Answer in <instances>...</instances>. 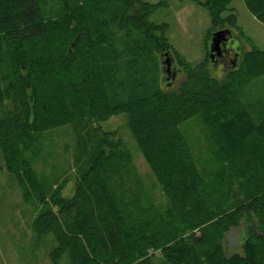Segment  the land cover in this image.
Instances as JSON below:
<instances>
[{
    "label": "trees",
    "instance_id": "1",
    "mask_svg": "<svg viewBox=\"0 0 264 264\" xmlns=\"http://www.w3.org/2000/svg\"><path fill=\"white\" fill-rule=\"evenodd\" d=\"M192 1L213 24L206 59L177 60L186 79L169 92L161 58L175 51L167 27L150 21L164 3L0 0V155L24 201L44 208L35 227L55 239L52 264H264V101L250 94L242 100L264 77V50L243 53L237 68L215 78L213 34L228 28L244 38L230 9L235 0ZM243 1L264 24V0ZM52 2L62 9L59 23L49 22ZM122 114L168 201L167 213L133 205L101 126ZM195 118L214 149L203 163L181 131ZM63 127L79 131L82 156L70 200L62 188L50 194L26 155L35 137ZM238 229L245 238L229 254L224 242Z\"/></svg>",
    "mask_w": 264,
    "mask_h": 264
},
{
    "label": "rangeland",
    "instance_id": "2",
    "mask_svg": "<svg viewBox=\"0 0 264 264\" xmlns=\"http://www.w3.org/2000/svg\"><path fill=\"white\" fill-rule=\"evenodd\" d=\"M144 1L153 5L164 3L150 21L167 27L165 36L174 48L172 55L176 62L183 60L197 65L206 59L207 36L213 25L207 9L192 0ZM230 9L237 15L238 25L244 34L240 50L243 53L252 49L264 50V24L250 13L243 0H235ZM46 13L49 22L59 23L64 19L57 2L46 7ZM229 15L230 12L224 13L223 18ZM60 40L62 38L57 42L60 43ZM70 49L71 53L77 52L73 47ZM226 68L221 64L218 67L210 64L211 74L220 80L225 76ZM161 77L164 80V74ZM185 79V73L181 71L169 87L164 81L165 89L162 88H168L169 92L176 91ZM248 94L255 101H264V77L251 83L242 94L243 101L247 100ZM101 126L110 134L127 181L129 196L133 197V205L138 202L145 213H167L168 201L131 133L129 117L125 114L115 116ZM181 131L201 163L213 156V144L201 118L183 124ZM77 132L70 127L59 128L35 137L26 146V155L50 194L62 188L61 197L65 200L74 197L79 168L82 166V156L79 158L77 149ZM43 210V206L24 201L18 182L6 171L0 155V264H52L50 253L56 247L55 239L52 235L40 234L35 227V220ZM244 238V232L239 229L230 232L224 242L227 252H236ZM156 255L160 257V251Z\"/></svg>",
    "mask_w": 264,
    "mask_h": 264
},
{
    "label": "water",
    "instance_id": "3",
    "mask_svg": "<svg viewBox=\"0 0 264 264\" xmlns=\"http://www.w3.org/2000/svg\"><path fill=\"white\" fill-rule=\"evenodd\" d=\"M240 39L237 34L231 29H222L213 34L210 42L209 60L212 65L218 67L223 64V56L227 53H235V60L231 66L225 65L226 72L231 69H235L239 66L243 52L240 50ZM162 72L164 74V80L170 86V82L174 81L181 72V68L178 66L172 53H165L161 58Z\"/></svg>",
    "mask_w": 264,
    "mask_h": 264
},
{
    "label": "flooded vegetation",
    "instance_id": "4",
    "mask_svg": "<svg viewBox=\"0 0 264 264\" xmlns=\"http://www.w3.org/2000/svg\"><path fill=\"white\" fill-rule=\"evenodd\" d=\"M224 30V29H223ZM235 60V53H225L223 56L224 63L221 64L222 66H231L233 64V61Z\"/></svg>",
    "mask_w": 264,
    "mask_h": 264
}]
</instances>
